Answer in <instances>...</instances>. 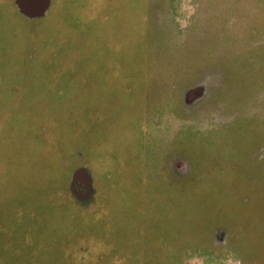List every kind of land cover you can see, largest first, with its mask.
<instances>
[{
  "label": "rangeland",
  "instance_id": "374dc122",
  "mask_svg": "<svg viewBox=\"0 0 264 264\" xmlns=\"http://www.w3.org/2000/svg\"><path fill=\"white\" fill-rule=\"evenodd\" d=\"M43 1L0 0V264H264V0Z\"/></svg>",
  "mask_w": 264,
  "mask_h": 264
},
{
  "label": "trees",
  "instance_id": "16d2710c",
  "mask_svg": "<svg viewBox=\"0 0 264 264\" xmlns=\"http://www.w3.org/2000/svg\"><path fill=\"white\" fill-rule=\"evenodd\" d=\"M38 83V82H37ZM36 83V84H37ZM36 84H32V85H30V87H28L27 88V92H25V96L28 98H30V99H32V100H28V101H35V95H34V92H35V90H36V88H35V86H36ZM71 85L70 84H66V86H65V90L61 93V96H59L58 97V99H60V100H57V101H61V99L63 98V97H65V96H67L68 95V93H70V91H71V87H70ZM8 100V98H5V102ZM58 106H60V105H58ZM9 119H11V117L9 118ZM12 120L10 121V123H7L6 124V122H5V126H12ZM4 156H5V152H4ZM91 178H92V180L94 181L95 180V175L93 174V173H91ZM1 195V194H0ZM2 218H5V198H0V220L2 219ZM170 224H173L172 222H170ZM174 227H177V226H174ZM168 227H166V226H163L162 227V231H161V234H162V236H163V238H165V237H167V231H168V229H167ZM0 234H1V231H0ZM165 236V237H164ZM2 250H1V246H0V255L2 254V252H1ZM16 258V257H15ZM13 260H17V258L16 259H13V257L11 258V259H9V262L11 263V264H14V261Z\"/></svg>",
  "mask_w": 264,
  "mask_h": 264
},
{
  "label": "bare ground",
  "instance_id": "6f19581e",
  "mask_svg": "<svg viewBox=\"0 0 264 264\" xmlns=\"http://www.w3.org/2000/svg\"><path fill=\"white\" fill-rule=\"evenodd\" d=\"M30 3H34L37 9V12H40L45 7V2L43 0H27Z\"/></svg>",
  "mask_w": 264,
  "mask_h": 264
},
{
  "label": "water",
  "instance_id": "95a60500",
  "mask_svg": "<svg viewBox=\"0 0 264 264\" xmlns=\"http://www.w3.org/2000/svg\"><path fill=\"white\" fill-rule=\"evenodd\" d=\"M34 4V3H33ZM34 7H35V9H36V6H35V4H34ZM37 10V9H36Z\"/></svg>",
  "mask_w": 264,
  "mask_h": 264
}]
</instances>
